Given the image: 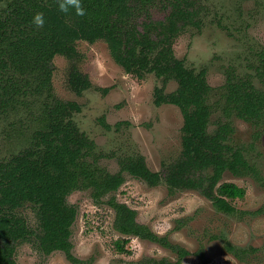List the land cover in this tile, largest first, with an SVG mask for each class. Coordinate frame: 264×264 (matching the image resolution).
Instances as JSON below:
<instances>
[{
    "label": "trees",
    "instance_id": "trees-1",
    "mask_svg": "<svg viewBox=\"0 0 264 264\" xmlns=\"http://www.w3.org/2000/svg\"><path fill=\"white\" fill-rule=\"evenodd\" d=\"M2 1L5 6L0 10V120L25 111L34 129L23 152L0 162V264H16L15 252L21 243L32 244L43 255L60 251L71 264H92V259H78L71 252L70 229L76 209L66 202L67 196L89 190L98 202L115 193L125 175L151 187L163 183L169 195L197 191L225 213L233 210L227 201L245 195L244 189L234 183H220L226 170L262 182L259 171L245 161L241 150L228 145L232 133L228 124L220 123L212 134L206 133L212 113L208 97L214 89L206 82L205 69L187 68L174 55L175 38L187 27L201 26L207 12L202 0H81L83 16L76 15L74 10L60 12L56 0ZM157 4L168 9L162 20H154L150 14V8ZM37 12L44 13L42 27L32 22ZM100 40L106 42L110 56L125 73L138 79L153 73L177 85L169 93L163 88L153 90L156 106H176L183 119L180 153L175 160L163 163L158 172H150L141 155L119 159L115 174L99 168L97 159L102 155L96 153L95 143L72 119L79 111L78 105L61 101L53 93L54 57L60 55L74 61L77 41L93 44ZM251 69L259 88L253 75L240 77L227 71L225 83L219 89L222 112L260 128L264 124V47L256 53ZM68 83L77 95L91 86L86 75L75 67L69 73ZM99 123L110 129L103 118ZM259 135L260 130L256 138ZM26 203L32 206L38 231L16 213ZM107 204L115 212L114 227L119 234L156 242L178 257L174 263L162 259L149 260L147 264H181L189 255L138 224L136 212L113 196ZM226 250L237 260L250 253L230 244H226Z\"/></svg>",
    "mask_w": 264,
    "mask_h": 264
},
{
    "label": "rangeland",
    "instance_id": "rangeland-1",
    "mask_svg": "<svg viewBox=\"0 0 264 264\" xmlns=\"http://www.w3.org/2000/svg\"><path fill=\"white\" fill-rule=\"evenodd\" d=\"M202 4L207 12L201 26L187 27L175 38L174 55L187 68L205 69L206 82L214 89L208 97L212 113L206 133L212 134L220 123L228 124L232 128L228 145L241 150L245 161L259 171L262 182L229 170L223 173L220 183H234L245 192L242 199L227 201L232 213L218 210L197 191L169 195L163 183L151 187L128 175L115 193L98 202L89 190L74 191L66 202L76 209L70 242L71 252L78 259H92V264H147L149 260L162 259L177 262V255L160 244L116 231L115 212L107 204L113 196L136 212L138 224L186 250L189 255L181 264H264V124L258 128L235 115H225L219 90L227 71L240 77L253 75L255 86L260 87L251 68L256 63V53L264 47V0H202ZM4 6L1 0L0 10ZM150 14L154 20H162L168 9L157 4L150 8ZM75 49L74 61L54 57L53 93L61 101L78 105L79 111L72 119L95 143L96 153L102 155L97 166L115 174L119 159L141 155L148 170L158 172L163 163L175 160L180 153L183 119L176 106H156L153 90L163 88L169 93L176 89V83L153 73L141 79L125 73L102 40L93 44L77 41ZM72 67L86 75L91 84L79 95L68 83ZM101 118L109 130L101 126ZM31 121L25 111L0 120V162L28 146L34 129ZM16 213L38 231L30 204H24ZM226 244L250 253L237 260L227 252ZM14 258L16 264H71L62 252L43 255L30 243L19 244Z\"/></svg>",
    "mask_w": 264,
    "mask_h": 264
},
{
    "label": "clouds",
    "instance_id": "clouds-1",
    "mask_svg": "<svg viewBox=\"0 0 264 264\" xmlns=\"http://www.w3.org/2000/svg\"><path fill=\"white\" fill-rule=\"evenodd\" d=\"M58 4V9L60 12L65 14L74 10L75 14L78 16L85 15V10L81 6V0H56ZM33 24L37 27H42L45 23V16L43 12H37L33 16Z\"/></svg>",
    "mask_w": 264,
    "mask_h": 264
}]
</instances>
